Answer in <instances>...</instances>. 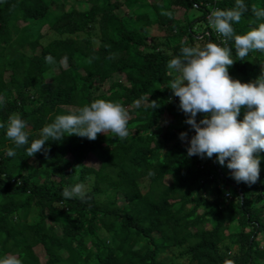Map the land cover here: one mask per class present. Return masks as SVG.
<instances>
[{"label": "trees", "instance_id": "1", "mask_svg": "<svg viewBox=\"0 0 264 264\" xmlns=\"http://www.w3.org/2000/svg\"><path fill=\"white\" fill-rule=\"evenodd\" d=\"M244 3L236 34L264 22L256 15L264 0ZM234 6L0 0V123L19 114L30 143L56 115L100 98L125 107L129 133L94 140L65 133L29 157L28 145L15 147L0 128V255L22 264H264V151L254 153V184L234 181L216 154L188 156L194 129L168 88L176 73L166 65L182 46L223 42L234 60L228 74L241 82L264 71V51L241 59L208 24L212 10ZM76 183L87 198H63Z\"/></svg>", "mask_w": 264, "mask_h": 264}, {"label": "clouds", "instance_id": "2", "mask_svg": "<svg viewBox=\"0 0 264 264\" xmlns=\"http://www.w3.org/2000/svg\"><path fill=\"white\" fill-rule=\"evenodd\" d=\"M245 10L244 0H235L233 8L214 9L208 16L211 28L234 42L235 54L241 59L251 51H264V22L243 34L234 31L233 24L240 22ZM256 15L264 17V10L256 11ZM231 53L232 49L223 42H207L203 47L182 46L180 55L167 62V68L176 73L168 88L179 98L185 123L194 129V135L188 139L187 155L200 156L201 160L216 154V162L231 171L234 181L254 184L260 174V157L254 153L264 151V71L247 82L232 79L228 74V66L234 61ZM45 61L55 62L51 55L45 56ZM242 106L246 111L238 120ZM198 113L206 115L197 122ZM127 123L128 112L123 105L98 98L76 111L56 115L42 127L40 138L30 143L26 122L19 114H11L6 123H0V128L15 147L28 145L26 152L30 157L41 151L49 139L61 140L65 133L94 140L98 133L111 132L124 139L129 134ZM179 137L183 141L187 133L181 132ZM15 154L13 148L6 150L8 157ZM62 196L85 200L87 192L82 183H76L65 187ZM226 196L230 194L227 192ZM0 264H22V260L15 254H4L0 255ZM223 264L233 261L225 260Z\"/></svg>", "mask_w": 264, "mask_h": 264}, {"label": "rangeland", "instance_id": "3", "mask_svg": "<svg viewBox=\"0 0 264 264\" xmlns=\"http://www.w3.org/2000/svg\"><path fill=\"white\" fill-rule=\"evenodd\" d=\"M154 0H152V2H153ZM108 84V83H107ZM170 119V117L169 116H167L166 117V120H169ZM93 162V161H92ZM94 165L95 166H98V164L96 163V161H94ZM260 238H261V236H260ZM263 240V239H262ZM262 246L264 247V243H262Z\"/></svg>", "mask_w": 264, "mask_h": 264}]
</instances>
